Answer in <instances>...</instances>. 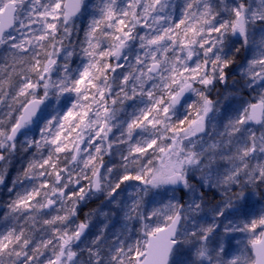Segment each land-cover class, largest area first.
I'll list each match as a JSON object with an SVG mask.
<instances>
[{
    "label": "snow or ice",
    "instance_id": "1",
    "mask_svg": "<svg viewBox=\"0 0 264 264\" xmlns=\"http://www.w3.org/2000/svg\"><path fill=\"white\" fill-rule=\"evenodd\" d=\"M4 187L0 264H264V0H0Z\"/></svg>",
    "mask_w": 264,
    "mask_h": 264
},
{
    "label": "rangeland",
    "instance_id": "2",
    "mask_svg": "<svg viewBox=\"0 0 264 264\" xmlns=\"http://www.w3.org/2000/svg\"><path fill=\"white\" fill-rule=\"evenodd\" d=\"M19 165H20V161L18 160V161H16L15 163H14V166H13V168H12V171H11V174L10 175H14L15 174V170H16V168H18L19 167ZM8 198V193H7V191H6V187H4V188H0V204H2L6 199ZM96 203L98 204L99 203V201H96ZM91 207H95V204H92V205H90ZM2 208H0V212H2ZM85 211H87V209H85Z\"/></svg>",
    "mask_w": 264,
    "mask_h": 264
},
{
    "label": "flooded vegetation",
    "instance_id": "3",
    "mask_svg": "<svg viewBox=\"0 0 264 264\" xmlns=\"http://www.w3.org/2000/svg\"><path fill=\"white\" fill-rule=\"evenodd\" d=\"M18 161V160H17Z\"/></svg>",
    "mask_w": 264,
    "mask_h": 264
}]
</instances>
